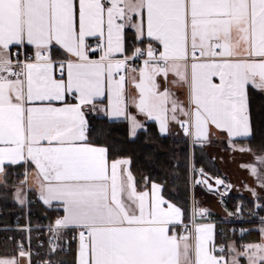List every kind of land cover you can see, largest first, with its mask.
Instances as JSON below:
<instances>
[{"label": "snow or ice", "instance_id": "snow-or-ice-1", "mask_svg": "<svg viewBox=\"0 0 264 264\" xmlns=\"http://www.w3.org/2000/svg\"><path fill=\"white\" fill-rule=\"evenodd\" d=\"M253 92L264 95V0H0V173L34 166L41 199L63 211L49 230L78 238L76 264H228L212 225L188 227L161 186L138 190L129 161L92 143L88 115L123 117L135 135L131 104L193 143L211 127L250 138ZM254 158L244 167L264 187V149ZM237 256L264 264V243ZM18 257L31 264L23 245Z\"/></svg>", "mask_w": 264, "mask_h": 264}, {"label": "trees", "instance_id": "trees-1", "mask_svg": "<svg viewBox=\"0 0 264 264\" xmlns=\"http://www.w3.org/2000/svg\"><path fill=\"white\" fill-rule=\"evenodd\" d=\"M253 136L247 140L237 141L238 144L250 147L262 154L264 149V95L253 92L250 98ZM89 136L92 143L105 146L111 158L126 157L131 160L132 172L139 187H148L152 182L163 186L164 196L181 207L185 217L191 214L192 191L191 177L199 170L212 174L218 173L217 165L207 152L199 145L191 144L188 136H164L160 134L157 124L150 122L134 139L129 138L126 120L109 122L106 118L88 116ZM6 182L0 185V227H9L18 218L21 225L26 224V209L14 199V190L20 186L22 177L19 173L23 167H7ZM16 176V177H15ZM192 177V179H193ZM30 199H35L30 193ZM229 209L242 219H252L257 211L264 216V205L259 206L254 200L243 195L229 194L227 196ZM32 225L54 224L60 213L50 209L40 202L30 204L28 208ZM249 232L242 238L231 237L228 233L223 236L225 242L230 238H238L241 242H260L264 234V222L245 224ZM4 231H0V256L16 255L17 242L24 239V231H6L12 235L2 238ZM68 235L70 233L66 232ZM45 235V234H44ZM220 236V234H219ZM237 239V241H239ZM43 245L38 247L39 257L51 264H74L75 241L70 242L69 252H53L49 249L48 239L42 236Z\"/></svg>", "mask_w": 264, "mask_h": 264}, {"label": "crops", "instance_id": "crops-1", "mask_svg": "<svg viewBox=\"0 0 264 264\" xmlns=\"http://www.w3.org/2000/svg\"><path fill=\"white\" fill-rule=\"evenodd\" d=\"M141 65H142V61L139 63V65H135V66L138 67ZM170 79H171V77H170ZM161 83L163 84L162 78H161ZM172 90L176 93V96L179 97V99L181 101L185 100L184 91L182 89L173 88ZM128 94L130 96L136 95V91L132 87L131 84L128 85ZM128 111L132 116H135L136 120L142 125L141 128H138L136 130L135 135L132 134L131 122L129 120L123 118V117L120 119H110L107 116H105L102 111L99 113L92 112L88 116L106 118L107 121H109V122H118L120 120H126L128 123V134H129L130 139H134L137 136V134L140 131L144 130L146 125L150 122L156 123L158 130H159V124L157 122L148 120L146 117L139 114L138 111L135 109V107L131 106V104L128 108ZM180 119H184V117H180ZM252 128H253V126H252ZM159 132H160V130H159ZM160 134H162V133L160 132ZM209 134H210V142L193 143V140L190 137L189 138H190V142L192 145L196 144V145L201 146L207 152V154L213 159L214 163L217 165V170H218V173H216L215 177L223 178L224 181L228 184L227 187H224L225 189H227V191H223L224 192V195H222L223 199L227 202V196L229 194L243 195V196L248 197V198L254 200L255 202H257L259 204V206L264 205V187H261L260 182L257 179V177L253 176L247 167H244L246 165L254 163V161H255L254 154L256 156V154H259V153L252 150L248 146L241 145V144L237 143V141L250 139L253 135L250 138L229 139L225 133L220 132L219 130L215 129L214 127H211L209 129ZM162 135H164V136H176V135H183V134L181 131V126L176 122H171L169 124L168 132L163 133ZM98 146H102V145H98ZM241 149H251V152L241 151ZM212 151H214L213 154H212ZM108 154H109V152H108ZM118 159L129 161V164L126 167L128 168V170L131 171L133 177L135 178V176L132 172V168H131V160L129 158H126V157L111 158L109 156L110 161L118 160ZM227 164L231 167L233 166L236 169L233 171L234 176H232L231 171L227 170V168L225 167ZM18 166L23 167V171L21 173H19L20 176L22 177V180L20 182V186H18L14 190L15 201L20 206L24 207L25 209H28L29 205H30V196L29 195L31 193L34 195L35 199L38 202H40L42 205H44L50 209H54V210L58 211L60 213V216L63 215L62 208L59 206L58 202L54 201V202H52L51 205H48V204H45L43 202V200L41 199L39 186H38V182H37V173H36L34 166H29L28 164L22 163V164H17V165H11L10 167H18ZM7 167H9V166L6 165V168ZM6 168H5L4 173H0V185L4 184L6 182V177H7ZM232 177H237L236 179H237V182H239V186H236V187L230 186V184H234V185L236 184L234 182L235 179ZM242 179H243V182H247V186H248L247 188L244 187ZM135 181H136V178H135ZM153 183L161 186V195L166 200H168L163 194V186L161 184L156 183V182H152L148 187H145V188L139 187L138 184L137 183L136 184H137L138 190H140V189L149 190ZM168 201L173 203L170 200H168ZM197 209L198 210H206L205 214L204 215H194L193 214V207H192L190 216L185 217L188 227H191L193 223L210 224L213 226L212 244L214 242L218 243L217 242L218 238L220 241H222L223 236L222 235L219 236L216 233L214 222L221 221L222 219H228L231 217H235L236 216L235 213L229 209L227 203L223 207H216V209H214L215 212L210 213V214L208 213L206 208L203 209V208L198 207ZM177 230L183 231L184 225L182 224V225L177 226ZM65 231L69 232L68 230H65ZM24 235H25V232H24ZM237 239L238 238H230V239L226 240L225 242H221L218 244L224 245L227 248V254H226L225 260L228 262V264H231L233 257H236L240 261V264H248L247 258L244 256H237V253L245 251L246 246H248L250 244L264 243V234L262 235V240L260 242L244 243V242H241L239 239H238L239 241H237ZM75 243H76L75 244L76 251H75V262H74V264H76V252H77V247H78V241H76ZM233 249H234V251H233ZM14 256L18 257V250H17L16 255L5 256V257H14ZM0 258H4V257L0 256ZM18 262H19V264H28V259L26 257H24V258L18 257Z\"/></svg>", "mask_w": 264, "mask_h": 264}, {"label": "built area", "instance_id": "built-area-1", "mask_svg": "<svg viewBox=\"0 0 264 264\" xmlns=\"http://www.w3.org/2000/svg\"><path fill=\"white\" fill-rule=\"evenodd\" d=\"M141 61L137 60L133 63L134 65H139ZM181 131L184 133L183 129L181 128ZM36 199H30V204L36 203ZM30 216L28 209L26 210V224L21 225L18 218L14 219V223L12 226L9 227H3L0 228V230L4 231L2 238L9 237L12 239V235H8L6 231H24L25 236L22 241H18L17 246L23 245L25 250H30L31 252V264H42V262H45V260L41 259L39 257V251L37 250L36 246L34 245L37 240L38 247L43 245L42 236H46L48 239V245L49 249L52 251L53 248L56 249V251H61L63 253L69 252V244L72 241H78L77 239H73V236L75 235L74 232H71L66 234L65 230H61V235L58 237L55 235L52 231H50V227L54 226V224H45L41 223L40 225H32L30 223ZM264 222V216H261L259 212L255 211L254 216L252 219H227V220H221L214 222L216 233L225 235L226 233H229L232 236H239L243 237L246 235L249 231V228L244 226L245 224H252V223H261ZM45 234V235H44ZM216 247L217 253H220V249L222 248L224 250L223 255L226 259L227 254V248L224 245H219L216 242L213 243ZM55 251V252H56Z\"/></svg>", "mask_w": 264, "mask_h": 264}, {"label": "rangeland", "instance_id": "rangeland-1", "mask_svg": "<svg viewBox=\"0 0 264 264\" xmlns=\"http://www.w3.org/2000/svg\"><path fill=\"white\" fill-rule=\"evenodd\" d=\"M177 136H181V135H177ZM214 153V151H212V154ZM259 154H256V156H258ZM214 156V155H213ZM255 163V161H254ZM227 168V170L231 171L232 176L233 175V171L236 170L233 166H229L228 164L225 166ZM194 177L190 180V187H191V191H192V206H191V210L192 207L195 205L196 208L200 207L203 209H207L208 213H214L216 209V207H223L225 206V204L227 203L224 199L223 196L219 193H213V192H209L204 185L201 182V176L199 174L198 171H196L194 174ZM235 179V185L234 184H230L231 187H236L239 186V182H237V177H232ZM243 182V179H242ZM243 185L245 188H247V182H243ZM242 188V187H241ZM222 191H227V189H225L224 187L221 188ZM211 209V210H210ZM213 211V212H212ZM208 214V215H209Z\"/></svg>", "mask_w": 264, "mask_h": 264}, {"label": "water", "instance_id": "water-1", "mask_svg": "<svg viewBox=\"0 0 264 264\" xmlns=\"http://www.w3.org/2000/svg\"><path fill=\"white\" fill-rule=\"evenodd\" d=\"M199 174L201 176V182L202 181H207V183H203L204 187L209 191V192H213V193H219L221 195H224V192L221 191V188L223 187H227L228 184L224 181L223 178L221 177H215L212 174L205 172L203 170H199ZM219 179L221 180L223 183L221 184H216V180ZM209 185H211V187H209Z\"/></svg>", "mask_w": 264, "mask_h": 264}]
</instances>
